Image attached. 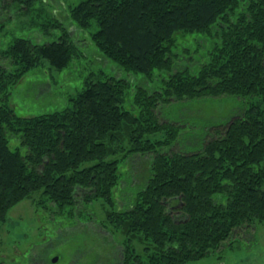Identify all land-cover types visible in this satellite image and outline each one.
Masks as SVG:
<instances>
[{
  "label": "trees",
  "instance_id": "obj_1",
  "mask_svg": "<svg viewBox=\"0 0 264 264\" xmlns=\"http://www.w3.org/2000/svg\"><path fill=\"white\" fill-rule=\"evenodd\" d=\"M37 1L0 0V17L28 14ZM67 16L70 27L52 15L36 25L41 34L0 45V224L24 198L52 210L76 205L81 192L83 205L107 204L102 264H187L241 231L251 236L264 221V0H81ZM79 30L111 71H91L66 108L17 114L12 88L28 70H62L85 56ZM196 32L210 40L203 55L177 42ZM221 95L235 98L233 113L187 149V126L165 107ZM135 155L120 206L118 166Z\"/></svg>",
  "mask_w": 264,
  "mask_h": 264
},
{
  "label": "rangeland",
  "instance_id": "obj_2",
  "mask_svg": "<svg viewBox=\"0 0 264 264\" xmlns=\"http://www.w3.org/2000/svg\"><path fill=\"white\" fill-rule=\"evenodd\" d=\"M79 1L81 0H38L35 9L28 14H8L11 8L8 11L2 10L6 17H0V45L15 36L35 37L34 34H41L45 30L36 25L52 15L58 17L66 27H70L66 10ZM95 30V25L90 28L91 32ZM49 31L56 34L59 32L58 29ZM79 31L78 44L84 49L85 56L62 70L53 69L48 72L45 63L28 70L12 88L10 104L17 114L31 115L66 108L69 106L68 99L83 88L84 81L93 79L91 71L94 75H98L101 69L106 70V73L111 71V61V65L100 67L106 66L108 61L100 58L90 34ZM187 37L178 36L177 42L196 50L197 55H203L210 47V40L205 34L196 32L188 34ZM132 76L138 82L142 78L140 73ZM144 82L142 80L140 84ZM159 85L160 82L151 81V86ZM233 99L235 98L221 95L186 100L183 103L176 101L167 105L165 111L167 117L180 120L187 126V149H190L195 146V140L203 136L207 125L218 124L225 115L233 113ZM134 111L137 114V106ZM159 118L162 120L163 117ZM159 134L157 132V136ZM180 146L175 145L174 148L185 149L182 144ZM133 158L140 160L135 155L128 160H122L118 166L117 184L112 189V195L120 206L126 204V190L120 189L126 187L129 175L136 173L137 167L131 164L134 162ZM143 160L137 163L140 165L139 174L143 171ZM136 180L135 176L134 181ZM76 196V205L64 204L60 208L53 207L52 210L39 206L36 196L24 198L13 205L8 210L5 221L0 224V264H28L33 261V264H102L100 256L104 257L108 241H102L98 231L106 235L108 233L104 232L107 231L104 227L112 230L106 221L107 204L99 197L83 205L80 201L84 199V195L80 192ZM77 210L82 211L78 213ZM100 223L104 224L102 228H98ZM255 225L254 231L249 230L252 231L251 236V232L241 231V237L235 239L231 245L225 246L224 243L215 251L187 264H264V221L256 222ZM114 235L119 240V235ZM135 247L136 254L142 255L143 246ZM107 262L104 258L103 264H111Z\"/></svg>",
  "mask_w": 264,
  "mask_h": 264
},
{
  "label": "water",
  "instance_id": "obj_3",
  "mask_svg": "<svg viewBox=\"0 0 264 264\" xmlns=\"http://www.w3.org/2000/svg\"><path fill=\"white\" fill-rule=\"evenodd\" d=\"M55 259H56V257L53 260H55Z\"/></svg>",
  "mask_w": 264,
  "mask_h": 264
}]
</instances>
